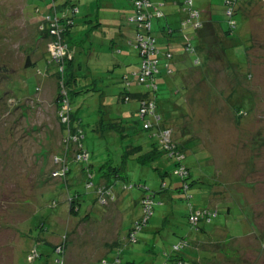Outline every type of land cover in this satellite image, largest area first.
Returning <instances> with one entry per match:
<instances>
[{
	"label": "rangeland",
	"instance_id": "374dc122",
	"mask_svg": "<svg viewBox=\"0 0 264 264\" xmlns=\"http://www.w3.org/2000/svg\"><path fill=\"white\" fill-rule=\"evenodd\" d=\"M150 1L161 4L163 0ZM193 1L197 8L207 4V0ZM64 4L80 9L66 38L76 48L75 61L82 67L76 88L90 89L73 96L72 104L85 135L82 143L89 152L94 184L103 182L101 175L114 167L125 183H146L156 193L152 216L134 243L130 237L127 244L123 237L141 215L142 192L137 187L122 191L117 185L115 202L101 201V205L94 188L86 185L85 161L71 163L66 178L53 176L61 165H56L55 157L69 161L75 151L74 145L66 150L61 138L53 106L57 92L51 75L54 70L45 76L37 71H44L47 52L62 61L68 55L65 49L54 50L37 28L42 13ZM211 4L220 7L222 0H211ZM178 8L167 4L162 8L167 16L152 20L154 33L171 24L178 34L183 16ZM122 14L132 15L127 0H0V93L7 91L13 98L10 103L0 101V264H174L168 256L181 238L190 246L179 254L188 255V261L195 264H264V0L249 11L247 23L241 13L235 17L237 31L243 28L242 32L228 37L222 52L216 36H201L203 47L215 51V59L219 55L233 66L226 70L228 82L223 79L220 86L198 87L200 109H194V116L185 111L186 124L178 120L175 106L181 94L174 93L183 84L167 76L165 96L161 88L158 91L163 98L158 112L162 106L168 124L156 118L157 128L173 133H167V141L172 136L184 148L190 204L197 209L218 207L210 223L199 224L204 232L188 223L189 203L174 190L182 181L174 175L173 161L166 156L148 164L137 161L158 140L153 130H142L137 103H124L127 94L119 101V77L140 63L136 50L127 45L131 32L117 35ZM112 42L118 47L112 48ZM161 42L168 40L160 37L157 44ZM24 51L32 54L28 57L36 62L34 67H23ZM220 95L227 97L228 106L215 100ZM101 117L105 125L108 117L128 125L124 133L110 131L106 126L100 128ZM129 147L138 149L131 153ZM164 171L169 177L161 176ZM162 182L167 190L159 193ZM71 199L79 205L78 217L70 213Z\"/></svg>",
	"mask_w": 264,
	"mask_h": 264
},
{
	"label": "trees",
	"instance_id": "16d2710c",
	"mask_svg": "<svg viewBox=\"0 0 264 264\" xmlns=\"http://www.w3.org/2000/svg\"><path fill=\"white\" fill-rule=\"evenodd\" d=\"M52 1L54 2L55 0ZM127 1L132 9V15L130 14L127 16L122 14L119 25L117 26L119 29L117 35L121 36L125 35V33L128 31L131 32L132 35L131 37H128L127 45L132 46L136 50L140 63L136 66V69H133L128 73H123L119 77L120 83L122 85V92L120 93L119 101L121 102V99L127 94L128 97H125L126 101L124 103L132 101L136 102V112L138 114L139 120L141 121L142 130H153L154 133L152 135H155L158 140V144L154 146L149 153L143 154L137 161L140 164H148L158 160L162 156H166L173 161L174 165L177 167L175 169V174H173L179 177L182 181V185L175 187L174 190L181 192L183 196L182 199L189 203L187 208L188 223L195 230L204 232L203 228L200 227L199 224L210 223L212 219L218 215V207L216 206L217 208L213 209V206H208L203 209H197L190 204V197L187 193V190L190 187V184L187 182V180L190 178V171L183 163L185 160L184 148L179 147L173 140L172 136L168 141L170 144H168V142L165 143V140L163 139V130L157 128V119L159 120V123L162 122L164 125L167 122L166 119L164 121L165 115L162 113V106L161 113L158 112L159 103L163 99L159 98L158 91L161 88L163 93L162 97L163 95L165 96L166 93L164 92H167V89L169 88V84L166 85V83H168V78L165 77L167 76L173 75L174 80L177 79L183 84L180 85L181 89L180 87H177L174 90L175 94H181L180 98H178L176 101L175 106L179 108L178 120L182 121L181 116H183V105H180V100L182 99L184 103L183 90L185 89V83L182 79V75L179 74L177 61H189L192 66H197L199 68L206 60H210L207 59L206 56L212 58L214 61H222L221 56L219 55L217 59H215L216 57L214 50L207 51V48L205 49V47H203V37H205V35H203V37L201 36L202 34L209 33L210 28L213 27V25L224 28V31L219 33H217L218 31L215 28H212L213 32H216L212 33V35L216 36L220 46V52H222L225 48L226 39L228 37L232 38V35H234V33L237 31V21L235 17L241 13L243 15L242 19H246V15L243 11L245 7L242 10L241 0H222L223 13L217 11L215 20H213L212 18L204 19L202 17L201 11L204 8L195 7L193 0H163L161 4H154L150 0ZM258 1L262 2L263 0ZM169 3L178 5L179 12L183 13L180 26L178 27V34H174V27L171 24H167V27L160 26L159 31L154 33L155 31H153L152 28V20L157 18L160 21L162 18H165L167 15L165 10L162 8ZM245 5L246 4H244V6ZM63 9L65 12L62 11ZM79 12V7L73 4L70 6L64 4L57 7H51L45 12V14L42 13L41 21L37 28L39 35H41L45 41L50 40L55 47H61V51L65 49L64 54H67L68 57L64 58L62 61V58L59 56L55 57L52 55V53L47 52L48 57L46 58L47 60L45 62V69L44 71H37V75L45 76L47 73L49 74L51 69L54 70L51 75L57 82V92L55 93L56 96L53 100V106L56 109V117L62 129V135L64 138H67V136L70 137L67 145H74L72 147V151H75L73 152L75 155L69 159L68 165L66 166V176H68L71 171V163H83L82 161L84 160L81 161V159L77 157L78 154H86L87 160L85 161L84 167L82 168V173L84 176H89V178L86 179V185L88 188H94L95 194L100 198L101 201L106 203L108 201L115 202L116 194L114 189L117 185L121 187L122 191H130L134 187H137L142 192V197L139 201L141 215L134 219L131 227L126 231L123 237V240L127 244L130 243V237L133 240L132 243H134L136 241L135 236L143 230L152 216L156 193H151L149 187L146 186V183H125V177H123V175L118 172V168L114 167L110 168L108 172H104L101 175V180L103 182L99 183L98 185L94 184L91 173L92 165L90 166L88 164L89 152L82 143L85 139V135L83 130L78 125L81 121L77 118L76 111H74L75 109L72 104L73 96L80 95L81 93H84L85 90L89 91L90 89L83 88L82 90L76 88L78 72L82 67L75 61L76 48L71 47L68 44V39L66 38V35L70 33L72 26L75 24V17L77 16L76 13L79 14ZM48 17L50 19H48ZM97 25L98 23L95 25V27ZM123 29L124 31H122ZM239 32H242V29L237 31V33ZM208 35L211 36V33ZM160 37L167 38L168 43L161 42V44L158 45L157 40ZM121 46H124V43H122ZM111 47L116 48L118 45L115 44V42H112ZM31 48L32 47H29V50ZM70 49L73 50V53L70 51ZM117 52L122 54L124 50L118 49ZM24 53L26 55V59L22 63L23 67L25 69L34 67L36 62H31L28 57L32 54H27L26 51H24ZM38 90L39 86L36 88V91ZM5 94L4 92L0 93V101L3 102V100L8 99V103H10L13 98H9L7 91H5ZM178 103L179 106L177 105ZM240 115L242 114H238V117ZM64 118L67 120L66 122H62V119ZM103 119H105V117H101L100 128L106 126L110 131L117 130L118 132L124 133L125 127L128 125V122L124 124V122L120 119H115L113 122L109 117L107 120L108 122H106L107 125H105V123H103ZM73 131H76V133H73ZM165 132L169 133V131ZM169 135H173V133ZM129 148L131 149L129 150L131 153H134L138 149L133 147ZM156 170L162 171V169L158 168H156ZM161 176L169 177V173L164 171L162 172ZM166 186V183L162 182L159 193L167 190ZM167 194H171V191H167ZM226 210L227 213H230V207H227ZM70 213L74 217L79 216V205L76 204L74 200L72 201V199ZM199 242L201 245H204L202 241ZM120 246H118V248ZM189 246L190 242L185 238H181L178 242L172 245V251L168 256V260L174 262V264H195L193 261H188V259L185 257L188 255L179 254L182 250L189 249ZM58 249V252L61 253V248L58 247ZM201 250L203 251L202 248ZM116 254L120 255L121 249H118ZM116 259H119L118 256Z\"/></svg>",
	"mask_w": 264,
	"mask_h": 264
},
{
	"label": "crops",
	"instance_id": "0c3cea01",
	"mask_svg": "<svg viewBox=\"0 0 264 264\" xmlns=\"http://www.w3.org/2000/svg\"><path fill=\"white\" fill-rule=\"evenodd\" d=\"M241 2L246 4L245 8H244L245 9L244 14L246 15V23H247L250 20L249 19V17H250L249 11L251 9H254L257 6V4L260 3V1H258V0H241ZM245 2H247V3H245ZM168 5L178 6L174 3H169ZM217 10H220L223 13L222 4L220 7H216V6H213L211 4V0H207V4L204 6V9L201 10L202 11V17L204 19L212 18L213 20H215ZM246 23H244V24L246 25ZM212 28H215L218 31L217 33L224 31V28H222L221 26L217 27V26L213 25V27L210 28L209 33H205L202 35H206V34L208 35L210 33L212 35V33H216V32H213ZM208 59H210V58H208ZM215 61H217V62H215ZM215 61L213 59L206 60L204 63H202L200 68L197 66H195V67L192 66L189 61H185V60L177 61V65L179 67V74L182 75V79L185 83V86H184L185 89L183 90V92H184V95H183L184 103L182 104L183 105V107H182L183 108L182 109L183 110V116H181L183 124H186L185 118L188 116L186 114V112L189 115L194 116L195 115V114H193V113H195L194 109L195 108L200 109V104L198 101L199 95H198V92H196V90H198V87L200 86V88H202L204 85L216 86L215 84H218V86H220L223 84V81H224L223 79L226 80V78L229 77L230 73L227 72L226 70H227V68H231L233 66V64H231L228 61H221V62L225 63V65H223L218 60H215ZM226 81L228 82L229 79H227ZM201 84H204V85H201ZM220 88L223 89L224 87H220ZM218 89H219V87H218ZM200 91H202V89H200L199 92ZM222 94L224 95V93H222ZM214 98H216L215 100H218V99L222 100L224 102V105L228 106L227 103L225 104V102H226L225 99L227 97L224 99V97L222 95H220V98L215 97V96H214ZM219 111H222L223 113H226V114H228V112H229L228 110L224 111V109H222V110L219 109ZM220 119H223V116H221L219 118V120ZM166 124H168V123H166Z\"/></svg>",
	"mask_w": 264,
	"mask_h": 264
},
{
	"label": "bare ground",
	"instance_id": "6f19581e",
	"mask_svg": "<svg viewBox=\"0 0 264 264\" xmlns=\"http://www.w3.org/2000/svg\"><path fill=\"white\" fill-rule=\"evenodd\" d=\"M61 138L63 139V143L65 144V146L67 145V143H66V138H64V136L62 135L61 136ZM55 159H58V161L57 160H55V162H56V165L58 166L60 163H61V165H60V167L58 166L57 167V169L56 170H54L53 172L54 173H58L59 174V176H56V177H58V178H66L67 176H66V172H67V168H66V166L68 165V161H66L64 158H63V156H61V157H55ZM64 170V171H63ZM53 173V174H54ZM94 173V172H93ZM98 199H99V201H100V204L102 205V202H101V200H100V198L98 197Z\"/></svg>",
	"mask_w": 264,
	"mask_h": 264
},
{
	"label": "built area",
	"instance_id": "2783aa9c",
	"mask_svg": "<svg viewBox=\"0 0 264 264\" xmlns=\"http://www.w3.org/2000/svg\"><path fill=\"white\" fill-rule=\"evenodd\" d=\"M46 19H47V18H46ZM48 19H50V18L48 17ZM48 19H47V20H48ZM60 48H61V47H55V46L53 45V49H54V50L61 51ZM53 56H54V55H53ZM66 121H67V120H66L65 118L62 119V122H66ZM167 133H168V132H164V134H163V137H164L163 139L165 140V143L168 142L167 139H166V135H167ZM168 134H169V133H168ZM72 139H73V138H72ZM69 140H70V137L67 136V138H66V140H65L66 143L69 142ZM65 148H66V150H67V149L71 148V146L66 145ZM77 157L80 158L81 161H82V160H84V161L87 160V159H86V158H87V155H86V154H78ZM55 160L58 161V159H55ZM63 171H64V170H63ZM53 176L56 177V176H59V174H58V173H54Z\"/></svg>",
	"mask_w": 264,
	"mask_h": 264
}]
</instances>
